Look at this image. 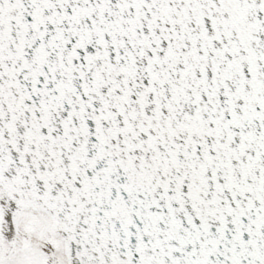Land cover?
Instances as JSON below:
<instances>
[{
  "label": "snow or ice",
  "instance_id": "obj_1",
  "mask_svg": "<svg viewBox=\"0 0 264 264\" xmlns=\"http://www.w3.org/2000/svg\"><path fill=\"white\" fill-rule=\"evenodd\" d=\"M0 264H264V0H0Z\"/></svg>",
  "mask_w": 264,
  "mask_h": 264
}]
</instances>
